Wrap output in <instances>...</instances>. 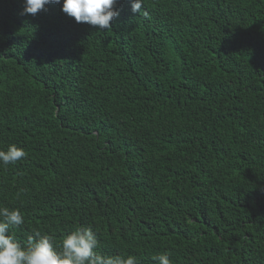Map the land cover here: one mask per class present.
<instances>
[{
    "label": "trees",
    "instance_id": "1",
    "mask_svg": "<svg viewBox=\"0 0 264 264\" xmlns=\"http://www.w3.org/2000/svg\"><path fill=\"white\" fill-rule=\"evenodd\" d=\"M62 3L0 0V150L26 152L0 165L10 234L264 264V0H117L103 31Z\"/></svg>",
    "mask_w": 264,
    "mask_h": 264
},
{
    "label": "clouds",
    "instance_id": "2",
    "mask_svg": "<svg viewBox=\"0 0 264 264\" xmlns=\"http://www.w3.org/2000/svg\"><path fill=\"white\" fill-rule=\"evenodd\" d=\"M60 4L61 0H23L24 15H36L49 4ZM117 0H63L62 12L74 18L76 23H86L97 30L110 29L112 21L119 16ZM144 0H131V11L141 13ZM147 17L148 13L143 12ZM26 157L23 148L15 144L7 151L0 150V165L16 164ZM24 224L19 209L0 207V264H138L132 255H102L98 239L91 227H77L66 235L59 245L52 236L34 231L28 235L27 245H21L10 234L11 228ZM155 264H171L168 254L153 256Z\"/></svg>",
    "mask_w": 264,
    "mask_h": 264
}]
</instances>
